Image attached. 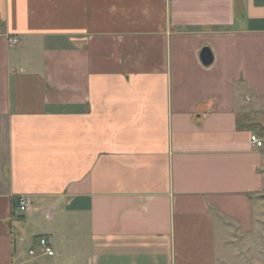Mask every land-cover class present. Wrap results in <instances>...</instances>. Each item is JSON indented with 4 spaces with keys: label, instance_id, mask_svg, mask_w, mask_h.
<instances>
[{
    "label": "crops",
    "instance_id": "0c3cea01",
    "mask_svg": "<svg viewBox=\"0 0 264 264\" xmlns=\"http://www.w3.org/2000/svg\"><path fill=\"white\" fill-rule=\"evenodd\" d=\"M253 137L264 0H0V264H251Z\"/></svg>",
    "mask_w": 264,
    "mask_h": 264
},
{
    "label": "built area",
    "instance_id": "2783aa9c",
    "mask_svg": "<svg viewBox=\"0 0 264 264\" xmlns=\"http://www.w3.org/2000/svg\"><path fill=\"white\" fill-rule=\"evenodd\" d=\"M9 43L11 46L17 44L18 38H10ZM251 144L254 147L261 148L264 146V138L261 139V138L253 137ZM27 207H28L27 200L24 198H20L18 201V210L20 212H25L27 210ZM37 242L38 243L36 246H31L27 249V254L29 256L32 257H37L39 255L49 256V257L53 256L54 253L51 249V243L47 238L41 237L38 239Z\"/></svg>",
    "mask_w": 264,
    "mask_h": 264
},
{
    "label": "rangeland",
    "instance_id": "374dc122",
    "mask_svg": "<svg viewBox=\"0 0 264 264\" xmlns=\"http://www.w3.org/2000/svg\"><path fill=\"white\" fill-rule=\"evenodd\" d=\"M251 245L255 253V255L250 258L251 264H264V233L261 234L258 239L256 237V240H254ZM257 259L260 260L261 263H257Z\"/></svg>",
    "mask_w": 264,
    "mask_h": 264
},
{
    "label": "water",
    "instance_id": "95a60500",
    "mask_svg": "<svg viewBox=\"0 0 264 264\" xmlns=\"http://www.w3.org/2000/svg\"><path fill=\"white\" fill-rule=\"evenodd\" d=\"M205 55H207V58L206 59H208V62H206L203 58H204V52H203V54H202V60L204 61L203 63L205 64V65H207L208 63H210L209 61L211 60L210 58H209V55L207 54V53H205Z\"/></svg>",
    "mask_w": 264,
    "mask_h": 264
}]
</instances>
